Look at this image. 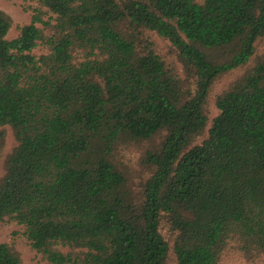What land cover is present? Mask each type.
<instances>
[{"label":"trees","instance_id":"trees-1","mask_svg":"<svg viewBox=\"0 0 264 264\" xmlns=\"http://www.w3.org/2000/svg\"><path fill=\"white\" fill-rule=\"evenodd\" d=\"M35 1L12 40L0 11V227L47 264L264 259V0Z\"/></svg>","mask_w":264,"mask_h":264},{"label":"rangeland","instance_id":"rangeland-1","mask_svg":"<svg viewBox=\"0 0 264 264\" xmlns=\"http://www.w3.org/2000/svg\"><path fill=\"white\" fill-rule=\"evenodd\" d=\"M35 0H0V11L7 14L12 20V26L9 29L6 39L12 40L18 35L17 28L28 24L30 22L32 13L25 12L23 7L31 6L36 7ZM40 27V25H38ZM158 47V52L164 54L165 44L158 39H155ZM39 52V51H38ZM35 51L36 54H39ZM237 73H232L222 80L217 82L210 94L208 102V111H209V126L211 120L217 115V110L213 104V98L218 94L223 87L232 80ZM16 143L12 137L11 131L8 127L0 129V177L3 171V162L5 160L6 154H8L14 147ZM23 227L18 226L17 224H8L0 227V244H8L16 250L22 260L23 264H47L42 261L40 256H37L29 247V244L25 237L23 236ZM221 264H264V259L255 260L253 262H247L242 259L240 256L233 252H226L223 257Z\"/></svg>","mask_w":264,"mask_h":264}]
</instances>
